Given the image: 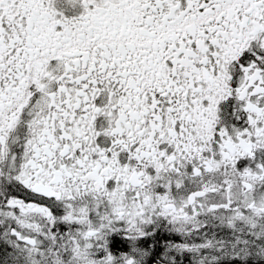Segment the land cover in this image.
<instances>
[{"label": "snow or ice", "instance_id": "snow-or-ice-1", "mask_svg": "<svg viewBox=\"0 0 264 264\" xmlns=\"http://www.w3.org/2000/svg\"><path fill=\"white\" fill-rule=\"evenodd\" d=\"M0 264H264V0H0Z\"/></svg>", "mask_w": 264, "mask_h": 264}]
</instances>
